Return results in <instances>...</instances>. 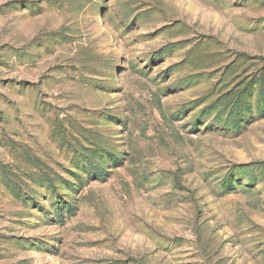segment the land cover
<instances>
[{"label":"rangeland","instance_id":"374dc122","mask_svg":"<svg viewBox=\"0 0 264 264\" xmlns=\"http://www.w3.org/2000/svg\"><path fill=\"white\" fill-rule=\"evenodd\" d=\"M0 264H264V0H0Z\"/></svg>","mask_w":264,"mask_h":264},{"label":"trees","instance_id":"16d2710c","mask_svg":"<svg viewBox=\"0 0 264 264\" xmlns=\"http://www.w3.org/2000/svg\"><path fill=\"white\" fill-rule=\"evenodd\" d=\"M245 108L242 107L241 105H237V109L234 110V115H233V122H219L218 127H221L220 129H232V130H241L243 128V126L241 125V122L244 121V119H240L243 118V114L245 113ZM48 185H53V184H48ZM71 207L68 206L67 209H70ZM66 211V210H65Z\"/></svg>","mask_w":264,"mask_h":264}]
</instances>
